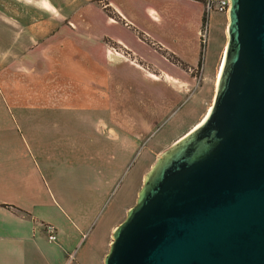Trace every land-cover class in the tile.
<instances>
[{
    "label": "crops",
    "instance_id": "1",
    "mask_svg": "<svg viewBox=\"0 0 264 264\" xmlns=\"http://www.w3.org/2000/svg\"><path fill=\"white\" fill-rule=\"evenodd\" d=\"M15 1L0 9V264H66L72 251L81 260L92 200L110 192L94 170L102 150L108 161L124 158L107 165L118 178L152 124L148 115L172 101L165 90L180 82L184 71L167 56L197 66L206 3ZM20 9L32 17L11 12ZM158 152L135 171L133 202ZM47 223L57 240L48 241ZM112 234L92 264H103Z\"/></svg>",
    "mask_w": 264,
    "mask_h": 264
},
{
    "label": "water",
    "instance_id": "2",
    "mask_svg": "<svg viewBox=\"0 0 264 264\" xmlns=\"http://www.w3.org/2000/svg\"><path fill=\"white\" fill-rule=\"evenodd\" d=\"M211 111L157 159L103 264H264V0H230Z\"/></svg>",
    "mask_w": 264,
    "mask_h": 264
},
{
    "label": "rangeland",
    "instance_id": "3",
    "mask_svg": "<svg viewBox=\"0 0 264 264\" xmlns=\"http://www.w3.org/2000/svg\"><path fill=\"white\" fill-rule=\"evenodd\" d=\"M16 4L18 3L15 0H0V9H6L7 6L11 9L12 5ZM24 4L31 5L28 0H26ZM11 12L24 17V19L29 16L32 17L30 13H24L21 9L18 13ZM208 13L207 22L209 15V26L205 31L206 25L204 24L200 30L202 40L201 46L203 49V59L201 63L198 66L192 67L183 62L181 63V61L177 62L179 58L174 55L167 56L171 62L178 64L179 67H184L182 68L184 72L182 73L180 82L176 80V84L170 86L171 90L168 88L165 90L166 92H173L163 96L170 97L172 101L168 102V104L165 103L163 107L160 106L161 102H159L158 109H155L150 117L148 115V119H152V124L147 126L145 135L139 142L134 153L131 154L130 150V159H128L127 167L118 178L115 177L116 171L109 170L107 165L109 162L111 165L115 166L116 163H122L124 158H121L118 154L115 163L114 160L108 161L109 156L102 150L101 155L103 156V161L100 163L99 161L96 162L100 171H97V166L94 170L96 177L102 172L101 175L103 174L105 179L109 178L111 188L110 192L106 191L99 200L98 198L97 200L95 198L92 200V203L95 204L94 208H92V212H96L88 237L84 238L77 248L80 254L79 259H81L79 260L80 264L82 262L85 264H92L91 253H95V255L97 253H102L103 242H105L109 234H112L114 231L111 232L112 226L121 223L127 213V211L125 213V209H127L129 205L135 203V201L133 202L132 196L129 194V184L137 168L143 165L144 170H146L149 162L154 157L153 154L157 150L159 152L155 157L156 159H154L153 163L155 164L157 159H159L165 151L183 138L187 134L186 132H189L188 129L190 127L198 123L203 114L208 110L209 105L213 103L217 90L215 84L218 65L226 47L225 45L227 44L226 27L228 24V17L226 14L215 12L214 10ZM1 14L4 15V13L0 11V15ZM175 59L177 61H175ZM179 63L183 65L180 66ZM181 135L183 136L180 138ZM162 147L163 149L160 150L159 148ZM89 163L93 165L92 162ZM154 164L149 168V172ZM101 166H103V169ZM99 232L101 235L98 234ZM97 235L102 237V241L99 242ZM111 240L112 237L110 236L109 242H111ZM106 249L108 251V245ZM83 251L86 253V255L84 254L85 256H82ZM74 254L77 259V254L75 252Z\"/></svg>",
    "mask_w": 264,
    "mask_h": 264
},
{
    "label": "built area",
    "instance_id": "4",
    "mask_svg": "<svg viewBox=\"0 0 264 264\" xmlns=\"http://www.w3.org/2000/svg\"><path fill=\"white\" fill-rule=\"evenodd\" d=\"M229 5H230V0H207L205 11L206 13H208L214 10L215 12L224 13L227 16V12L229 11ZM206 27L207 26H205V31H206ZM45 231L47 233L48 241L57 240V233L55 227L51 223H47L45 225ZM66 264H80V262L77 261L74 252L68 254V257H66Z\"/></svg>",
    "mask_w": 264,
    "mask_h": 264
},
{
    "label": "bare ground",
    "instance_id": "5",
    "mask_svg": "<svg viewBox=\"0 0 264 264\" xmlns=\"http://www.w3.org/2000/svg\"><path fill=\"white\" fill-rule=\"evenodd\" d=\"M225 53H226V47H225V49L223 51V54H222V57H221V61H219L218 70H217V77H216V84H215L216 86L218 85L219 78L221 77V74H222L223 62L225 61ZM211 108L212 107H211V104H210V107H209L208 110L211 111ZM209 111H207L206 115L204 116V118L202 119V121L198 124V126L206 119ZM198 126H196V127H198Z\"/></svg>",
    "mask_w": 264,
    "mask_h": 264
},
{
    "label": "trees",
    "instance_id": "6",
    "mask_svg": "<svg viewBox=\"0 0 264 264\" xmlns=\"http://www.w3.org/2000/svg\"><path fill=\"white\" fill-rule=\"evenodd\" d=\"M198 1H201V2H203V3H206L207 2V0H198ZM202 22H203V26H204V24L206 25V23H207V13H206V11H204V13H203V16H202ZM202 45V44H201ZM203 59V49H202V46H201V51H200V60H198V64H197V66L201 63V60ZM179 60V59H178ZM175 61H177L176 59H175ZM177 62H180V61H177ZM182 63V62H181ZM180 64V63H179ZM183 65V64H182ZM181 64H180V66H182ZM181 68H184L183 66L181 67ZM187 133V132H186Z\"/></svg>",
    "mask_w": 264,
    "mask_h": 264
}]
</instances>
